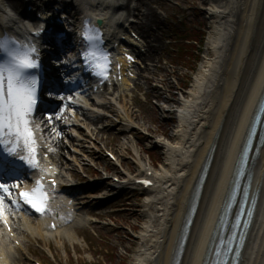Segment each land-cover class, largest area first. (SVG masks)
Instances as JSON below:
<instances>
[{
	"label": "bare ground",
	"instance_id": "obj_1",
	"mask_svg": "<svg viewBox=\"0 0 264 264\" xmlns=\"http://www.w3.org/2000/svg\"><path fill=\"white\" fill-rule=\"evenodd\" d=\"M7 1L13 5L23 3L22 0ZM104 1L103 5L115 7L112 12L106 9L109 15L106 19H109V22L103 26V32L107 40L115 35L112 34L115 31V10L119 9L122 15L118 17L127 15L129 18L137 16L144 18V24L138 26L146 42L143 47L157 51L156 42H160L162 37L152 31L151 24L159 27L161 20L158 13L148 5L150 0H130L127 7H123L122 0ZM79 2L83 6L86 5L84 17H92L93 13L97 12L91 9L89 0ZM209 2L211 7L207 13L214 25L208 44L212 56L205 61L188 95L178 99L172 91V85H169L168 89L160 88L159 91L156 88L151 89H155L158 98H164V93L169 92L165 98L167 104L177 103L178 106L177 109L165 106L160 108L164 113L163 121L173 123L176 115L178 124L168 137H160L156 143V147L164 150L165 156V164L155 171L158 178L157 188L149 192L143 210L137 209L142 205L134 202L129 191L124 190L123 195L118 194L119 192L114 190L111 184L100 196L90 197L91 199L88 200L89 204L94 205L111 202L118 206L126 202L127 205L125 203L124 206L129 213H138V216L147 219L143 225V233L140 235L141 247L133 264H173L188 215V206L192 200V192L209 153L216 147L213 151L215 157L210 169V177L204 185L198 217L182 261V264H204L220 220L221 208L229 195L238 162L264 98V0H209ZM5 7H7L5 2L0 0L1 13L6 10ZM77 16L80 18L81 15ZM7 18L9 22V17ZM4 21V17L0 16V29ZM118 58L120 63H123V59ZM151 58L153 59V54L147 61ZM129 79L125 77L120 85L115 86L112 101L103 100L99 104L98 99H81L80 104L74 106L75 111L71 108V113L61 115L72 123L68 125L70 130L66 131L65 125L58 119L57 129L53 128L54 131L48 129L49 137L63 147L65 142L61 137L64 134L71 136V145L75 148L67 153L74 156V161L80 162L83 158H78L76 155L84 158L95 157L98 153L90 152V148L85 145L86 141L80 137V130L87 128L88 132L96 134L97 142L94 144L96 145L104 140V133L113 132L109 124L115 119L134 125L138 117L126 104V98L121 97L131 86L132 80ZM114 98L116 104L120 103V112L113 107ZM103 110H108L116 116L101 114ZM104 120L109 124L100 127L99 123ZM135 128L132 126L131 131H135ZM118 135L126 136L128 132L123 129ZM148 138L141 137L142 140ZM79 148H82L81 151L86 154L82 155ZM58 154L60 157L56 161L53 159V162L58 169H68L70 164L63 158L61 151ZM58 154L56 153L57 156ZM123 156L120 153L122 160ZM98 160L103 161L101 157ZM254 169L253 189L262 192V203L243 264H264V146L256 159ZM107 182L109 184L111 180L108 178ZM86 198L88 196H85ZM85 208L84 204L82 209ZM4 209L12 218L11 224L15 236H6L4 227L0 223V264H11V262L19 264L22 259L20 256L16 258L14 252L19 254L23 244L28 246L26 241L29 239L41 238L50 249H52L50 237L56 235L62 240L60 226L52 230L41 221L36 223L29 220L19 200L10 202L4 206ZM82 209L81 206L78 207L79 212ZM78 220L77 213L72 223L73 227H76V223L79 224ZM66 236L73 240V234L69 233ZM16 240L21 241L20 248L12 244Z\"/></svg>",
	"mask_w": 264,
	"mask_h": 264
},
{
	"label": "rangeland",
	"instance_id": "obj_2",
	"mask_svg": "<svg viewBox=\"0 0 264 264\" xmlns=\"http://www.w3.org/2000/svg\"><path fill=\"white\" fill-rule=\"evenodd\" d=\"M148 5L158 13V16L164 22L163 25L162 23L159 25L162 28L161 30H159L158 26L151 24L152 31H155L162 39L160 42H156L157 51H151L153 59L151 58L148 61L150 67L148 69L140 68L139 70L143 78L141 77L131 83L132 89L126 93V104L138 117L135 124L147 128L148 133H151L153 137H147L148 140H142L141 137H145V134L139 130L128 133L126 136H120L118 131L125 126L119 124L118 126L116 123L115 126H118V130L115 129L110 134L104 133L102 142V146L105 145L117 154L119 153L120 155L121 153L124 155L125 168L128 166L133 172L141 173L145 164L153 163L157 168L165 164L164 150L156 147L157 138L168 137L178 124L176 115L173 123L163 121L164 113L160 108L163 106L171 108L174 104L177 106V103L167 104L165 98L169 92L164 93V98H158L155 94V89H151L156 88L159 91L160 88L168 89V86L172 85V91L177 95L178 99L187 96L205 61L212 56L208 44L211 29L214 27L207 13L211 7L209 0H150ZM183 17L187 21L185 25L178 22ZM143 20L142 17L138 20L140 27L144 24ZM189 26L196 31V36H199V40L201 38L200 34L206 31V41L202 42V44L204 43L202 49L194 46L195 50H190L191 54H199L198 63L195 62V57L191 59L190 55H186L184 58L181 56L175 57L173 55V45H170V40L176 37L179 31ZM185 50L187 51L189 48ZM113 107L120 112L117 106L113 105ZM114 123L115 120L113 121ZM107 124L109 122L104 120L99 125ZM128 139L129 144L127 145ZM68 146L71 148L70 142H68ZM67 154L65 153V156L71 158ZM93 159H89L87 162V170L100 176L98 178L106 177L105 170L106 167H109L107 166L108 161H98L97 156ZM74 168V179H82L89 174L84 167H77L78 171L76 170V165ZM115 169L122 172V169ZM130 196L133 197L135 203L142 205L141 207L138 206L139 208L137 209L143 210L146 201L145 195L132 192ZM124 205L120 204L117 206L111 202L105 203V207L97 211L102 214L106 213L101 219V224H94L89 221V223L78 224L77 228L66 226L63 229V233L66 231L70 233L76 232L80 246L77 244L72 245L68 238H63L62 242L59 237L55 236L50 240L53 252L49 251L42 241H32V256H37L50 264H133L141 247L140 235L143 233V225L147 219L138 216V213H129ZM83 212L89 213L90 208L83 210ZM23 261L26 262L25 264H35L32 260Z\"/></svg>",
	"mask_w": 264,
	"mask_h": 264
},
{
	"label": "snow or ice",
	"instance_id": "obj_3",
	"mask_svg": "<svg viewBox=\"0 0 264 264\" xmlns=\"http://www.w3.org/2000/svg\"><path fill=\"white\" fill-rule=\"evenodd\" d=\"M102 34H93L92 29L85 32L84 40L92 45L93 50L81 53V59L86 67L93 71V74L99 78L107 79L111 69L109 52L96 50V45L102 42ZM129 60H134V57L129 56ZM18 64L24 69H35L38 67L37 62L28 58L18 57ZM35 85L34 79L27 81L20 79L19 71L12 68H0V134L11 133L14 137L22 140L28 151L36 158L35 160L20 156L19 159L25 161L33 168L39 167V156L36 141V131L33 127L35 117ZM71 100V97H69ZM264 111V109H262ZM59 114L48 113L46 119L49 123L52 122L53 116ZM54 131V129H53ZM250 145V142H249ZM245 150V155L247 151ZM11 155H16L11 152ZM145 183H150L145 181ZM14 187L19 188V185ZM13 186L0 182V218L5 216V195L10 199L13 198ZM23 202L30 206L37 213H45L47 210V194L43 190V186L36 187L32 191H23L19 193ZM241 216L236 217V227L239 228ZM7 223V220H5ZM235 231V229H233ZM227 264V262H225Z\"/></svg>",
	"mask_w": 264,
	"mask_h": 264
},
{
	"label": "water",
	"instance_id": "obj_4",
	"mask_svg": "<svg viewBox=\"0 0 264 264\" xmlns=\"http://www.w3.org/2000/svg\"><path fill=\"white\" fill-rule=\"evenodd\" d=\"M263 120H264V114H263L262 121ZM262 121L260 123V126L262 124ZM254 149H255V145H254V148L250 147V150H248L247 155L246 156L242 155V160L238 164V173L239 171L242 170L241 180H240V192L244 191L245 187L248 184H249V188H250V185L252 184L254 163L256 159ZM248 203H250V199Z\"/></svg>",
	"mask_w": 264,
	"mask_h": 264
},
{
	"label": "trees",
	"instance_id": "obj_5",
	"mask_svg": "<svg viewBox=\"0 0 264 264\" xmlns=\"http://www.w3.org/2000/svg\"><path fill=\"white\" fill-rule=\"evenodd\" d=\"M192 57H195V62L198 63V61H199V57H198L197 55H195V54H192ZM192 57H191V59H192Z\"/></svg>",
	"mask_w": 264,
	"mask_h": 264
}]
</instances>
